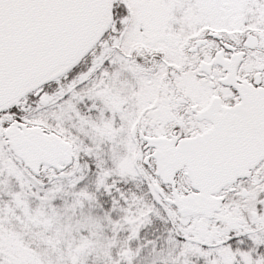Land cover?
I'll return each instance as SVG.
<instances>
[{"label":"snow or ice","instance_id":"obj_1","mask_svg":"<svg viewBox=\"0 0 264 264\" xmlns=\"http://www.w3.org/2000/svg\"><path fill=\"white\" fill-rule=\"evenodd\" d=\"M0 264H264V0H0Z\"/></svg>","mask_w":264,"mask_h":264}]
</instances>
